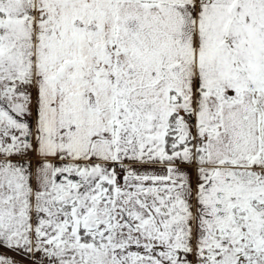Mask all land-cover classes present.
<instances>
[{"label":"snow or ice","instance_id":"1","mask_svg":"<svg viewBox=\"0 0 264 264\" xmlns=\"http://www.w3.org/2000/svg\"><path fill=\"white\" fill-rule=\"evenodd\" d=\"M0 264H264V0H0Z\"/></svg>","mask_w":264,"mask_h":264}]
</instances>
